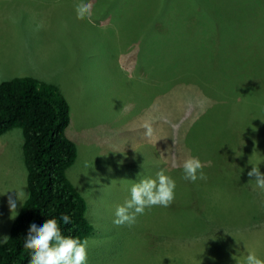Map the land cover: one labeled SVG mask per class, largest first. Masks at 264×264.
<instances>
[{
    "label": "rangeland",
    "instance_id": "obj_1",
    "mask_svg": "<svg viewBox=\"0 0 264 264\" xmlns=\"http://www.w3.org/2000/svg\"><path fill=\"white\" fill-rule=\"evenodd\" d=\"M81 2L91 5L85 19ZM244 6L0 0V83L31 77L69 105L77 159L66 176L93 228L87 264H245L249 252L264 260V192L248 176L253 165L264 174V46H252L264 36L246 38ZM22 143L19 129L0 136V236L15 219L9 198L18 213L28 196ZM190 157L206 179L183 178ZM161 170L175 181L173 203L116 226L132 184Z\"/></svg>",
    "mask_w": 264,
    "mask_h": 264
},
{
    "label": "trees",
    "instance_id": "obj_2",
    "mask_svg": "<svg viewBox=\"0 0 264 264\" xmlns=\"http://www.w3.org/2000/svg\"><path fill=\"white\" fill-rule=\"evenodd\" d=\"M244 3L246 38L264 36V0ZM240 24L230 33H238ZM260 45L264 46L260 37L252 41L255 49ZM256 103L264 107L261 101ZM69 123V105L56 86L31 77L0 83V136L21 130L28 191L11 224L8 242L0 244V264H29L24 238L33 223L39 227L55 218L62 235L81 241L92 233L85 217L86 202L66 176L77 159V148L65 133ZM62 214L69 215L72 222L64 224ZM218 221L225 224V216L219 215Z\"/></svg>",
    "mask_w": 264,
    "mask_h": 264
},
{
    "label": "clouds",
    "instance_id": "obj_3",
    "mask_svg": "<svg viewBox=\"0 0 264 264\" xmlns=\"http://www.w3.org/2000/svg\"><path fill=\"white\" fill-rule=\"evenodd\" d=\"M75 11L78 19H85L90 15L91 5L81 2L75 6ZM142 127L146 130L144 135L150 139L153 135L152 124L145 122ZM203 167L196 157L186 159L182 165L183 178L190 182L206 179ZM248 176L255 178L253 191L259 189L264 192V174L257 165L252 166ZM175 187V181L163 170L157 172L155 178H141L139 182L132 184L130 197L123 204L116 206L113 223L116 226H131L136 222L137 216L143 215L146 209L154 206L169 207L175 198ZM9 208L10 219H14L18 213L16 202L11 197ZM60 220L64 224L72 222L67 214H62ZM8 239V236H0V244H6ZM87 247V239L81 241L62 235L55 218L47 219L39 227L35 223L31 224L24 238V248L30 252L29 264H87ZM245 264H264V260L254 252H249Z\"/></svg>",
    "mask_w": 264,
    "mask_h": 264
}]
</instances>
